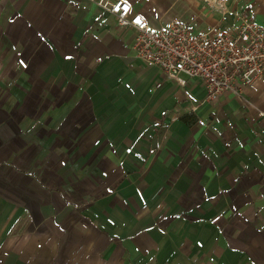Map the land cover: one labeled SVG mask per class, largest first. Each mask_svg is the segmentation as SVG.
Returning a JSON list of instances; mask_svg holds the SVG:
<instances>
[{
    "label": "crops",
    "instance_id": "1",
    "mask_svg": "<svg viewBox=\"0 0 264 264\" xmlns=\"http://www.w3.org/2000/svg\"><path fill=\"white\" fill-rule=\"evenodd\" d=\"M128 1L264 27V0ZM135 36L98 0H0V264H264V75L203 101Z\"/></svg>",
    "mask_w": 264,
    "mask_h": 264
},
{
    "label": "built area",
    "instance_id": "2",
    "mask_svg": "<svg viewBox=\"0 0 264 264\" xmlns=\"http://www.w3.org/2000/svg\"><path fill=\"white\" fill-rule=\"evenodd\" d=\"M208 1L217 5L224 0ZM98 3L114 14L117 23L136 29L131 57L158 66L165 78L179 85L186 83V77L199 79L205 89L203 101L215 100L225 91L243 98L244 86L264 75V27L254 21L251 3L235 12L224 27L211 25L197 31L181 17L151 27L146 17L132 11L128 0ZM256 110L264 117V109Z\"/></svg>",
    "mask_w": 264,
    "mask_h": 264
},
{
    "label": "rangeland",
    "instance_id": "3",
    "mask_svg": "<svg viewBox=\"0 0 264 264\" xmlns=\"http://www.w3.org/2000/svg\"><path fill=\"white\" fill-rule=\"evenodd\" d=\"M184 106V105H183ZM186 106V105H185ZM189 108H190V105H189ZM192 111V110H191Z\"/></svg>",
    "mask_w": 264,
    "mask_h": 264
},
{
    "label": "bare ground",
    "instance_id": "4",
    "mask_svg": "<svg viewBox=\"0 0 264 264\" xmlns=\"http://www.w3.org/2000/svg\"><path fill=\"white\" fill-rule=\"evenodd\" d=\"M134 58V57H133ZM193 107H196V106H193Z\"/></svg>",
    "mask_w": 264,
    "mask_h": 264
}]
</instances>
